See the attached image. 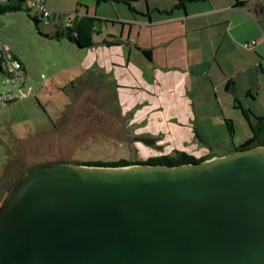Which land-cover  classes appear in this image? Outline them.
<instances>
[{
	"label": "crops",
	"instance_id": "1",
	"mask_svg": "<svg viewBox=\"0 0 264 264\" xmlns=\"http://www.w3.org/2000/svg\"><path fill=\"white\" fill-rule=\"evenodd\" d=\"M44 2L52 11L47 26L53 29L45 32L50 36L83 17L99 21L90 47L70 46L69 56L75 54L79 62L75 69L74 59L66 58L62 71L69 72L73 89L62 93L79 84L86 88L79 103L112 106L124 142L140 147L117 159L144 162L171 154L168 150L222 157L253 136L251 125L264 139V122L258 121L264 118V0ZM28 88L30 98L42 87ZM28 98L15 101L18 114H29ZM7 124L8 129L0 128V204L11 188L4 179L11 176L12 163H18V149L34 137L16 133L13 117Z\"/></svg>",
	"mask_w": 264,
	"mask_h": 264
},
{
	"label": "water",
	"instance_id": "2",
	"mask_svg": "<svg viewBox=\"0 0 264 264\" xmlns=\"http://www.w3.org/2000/svg\"><path fill=\"white\" fill-rule=\"evenodd\" d=\"M0 264H264V146L32 167L0 204Z\"/></svg>",
	"mask_w": 264,
	"mask_h": 264
},
{
	"label": "rangeland",
	"instance_id": "3",
	"mask_svg": "<svg viewBox=\"0 0 264 264\" xmlns=\"http://www.w3.org/2000/svg\"><path fill=\"white\" fill-rule=\"evenodd\" d=\"M13 3L16 4L17 1L10 0L0 4ZM33 11L28 12L24 4L21 11L0 14V42L14 59L22 61L25 87L33 88L34 84L42 87L39 94L36 91L28 98L29 114L26 116L16 112L14 106L18 102L0 106V128L3 126L4 129H8L7 119L13 117V129L16 133L21 132L24 136L34 134L25 147L18 149L20 152L18 163H12L15 168L11 170V176L8 178L5 176L4 181L8 183L10 181L11 186L22 173L38 165L52 163L80 165L95 160L110 161L120 155L131 156L134 154V148H140L138 145L133 146L131 140H128L127 144L124 142V137L120 135L121 129L119 126L116 127L120 125V120L112 114L114 112L111 105L107 106L106 103L99 104V108H87L86 104L79 103L86 94L83 92L86 88L79 84L77 90L62 93L73 89L72 80L67 82L69 72L62 70L67 65L66 58L68 60L70 57L74 59L73 65L75 69L77 68L79 61L76 55L69 56L70 46L76 48L77 45L71 44L66 37L45 34L46 30L48 32L53 27L45 25L43 21L37 26L32 19L35 14V10ZM61 39L66 41L61 42ZM70 74L75 73L70 71ZM4 79L5 74L1 72L0 92L7 88L2 83ZM64 86L68 89H63ZM38 95L41 106L36 100ZM125 125L126 123L122 126ZM210 136L213 138L215 134ZM241 136L243 135L240 133L238 137ZM15 147L14 145L13 152L16 150ZM215 150L213 152L220 154L221 150ZM166 152L172 153L171 150ZM138 154L140 156L141 151H138Z\"/></svg>",
	"mask_w": 264,
	"mask_h": 264
},
{
	"label": "trees",
	"instance_id": "4",
	"mask_svg": "<svg viewBox=\"0 0 264 264\" xmlns=\"http://www.w3.org/2000/svg\"><path fill=\"white\" fill-rule=\"evenodd\" d=\"M6 1H10V0H6ZM16 1H17L16 4L15 3L4 4V5L0 4V14L5 13V12L12 13V12H16V11H21L24 7V0H16ZM27 11L32 13V11H30V10H27ZM32 19L36 22V25L38 26V23L41 21L40 18L36 14H34L32 16ZM98 22L99 21L96 19H93V17H89V16L83 17L79 20H74L72 22H69V24L67 26L60 29L58 32H56L55 36H57L59 38L66 37L68 40L75 43L79 48H87V47H90L92 45V36H93V33H95V31L97 30ZM2 64H3V60L0 57V73L3 72ZM245 116H246V118H248V116L246 114H245ZM258 121L263 123L264 118H261ZM227 126L229 127V131L232 134L233 133V127H232L231 123H227ZM251 129L253 132V136H251V138H249L243 146H241L239 149L237 148L235 151L249 149L252 147L264 146V139L260 140V138L259 139L257 138L258 132L255 130V128L252 125H251ZM262 133H264V131ZM141 140L144 143L149 144V145L154 144L153 139H141ZM256 141H259V142H256ZM211 158H212V156L195 158L194 156L189 155L187 152L175 151L169 155H164V156H160V157H155V156L150 157L149 159H147L144 162L119 158V159H113L110 161L96 160V161L83 163V165L105 166V167H119V166L124 167V166L134 165V164L138 163V164H154L155 166L169 165L171 167H176V166H181V165H185V164H188V165L189 164H198V163L203 162L204 160L206 161V160H209ZM22 175H24V174H22ZM22 175H21V177H22Z\"/></svg>",
	"mask_w": 264,
	"mask_h": 264
},
{
	"label": "built area",
	"instance_id": "5",
	"mask_svg": "<svg viewBox=\"0 0 264 264\" xmlns=\"http://www.w3.org/2000/svg\"><path fill=\"white\" fill-rule=\"evenodd\" d=\"M27 10L34 12L45 25L50 21L52 11L45 4L44 0H24ZM255 43L245 45L246 48L252 47ZM0 57L3 60L2 69L5 79L2 81L7 88L0 92V106L5 103L15 102L28 98L32 91L24 86V72L20 61L13 58L7 49L0 42Z\"/></svg>",
	"mask_w": 264,
	"mask_h": 264
}]
</instances>
